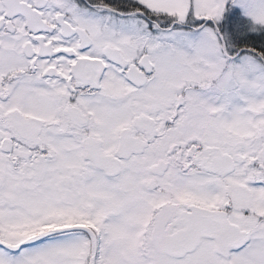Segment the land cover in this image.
Here are the masks:
<instances>
[{
  "label": "snow or ice",
  "instance_id": "1",
  "mask_svg": "<svg viewBox=\"0 0 264 264\" xmlns=\"http://www.w3.org/2000/svg\"><path fill=\"white\" fill-rule=\"evenodd\" d=\"M0 264H264V0H0Z\"/></svg>",
  "mask_w": 264,
  "mask_h": 264
}]
</instances>
